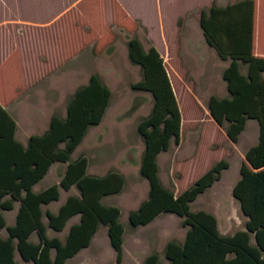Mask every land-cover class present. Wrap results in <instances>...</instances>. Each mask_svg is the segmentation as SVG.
<instances>
[{"label": "trees", "instance_id": "16d2710c", "mask_svg": "<svg viewBox=\"0 0 264 264\" xmlns=\"http://www.w3.org/2000/svg\"><path fill=\"white\" fill-rule=\"evenodd\" d=\"M252 17V1L242 0L223 8L212 5L201 12L199 19L205 44L220 60L229 59L221 74L227 83L228 98L211 97L214 108L209 114L218 127L225 124L224 134L232 143L247 118H256L259 123L264 118V74H258L264 69V59L251 55ZM125 46L128 62L141 72L140 80L130 89L147 93L151 99L148 114L136 125V134L142 142L138 175L147 184L146 198L127 213L128 228L143 227L160 214L178 217L185 233L181 244L175 241L164 244L162 257L167 264H264V161L260 159L264 148L245 155L246 162H240L238 179L230 191L246 219L244 230L221 235L213 215L192 212L189 205L219 180L227 162L217 161L177 195L161 184L156 156L167 151L170 143L178 145V107L180 113L182 109L157 51L151 46L143 50L135 38L129 39ZM236 60L248 63V74L237 73ZM109 99V90L97 75H90L66 101L64 116L51 115L46 130L41 135L29 136L25 146L14 139L15 124L0 108V230L6 233L4 239L0 237V264H15L14 252L22 261L32 264H63L88 247L99 226L105 228L114 253L113 262L106 264L120 262L123 229L118 221L119 210L102 205L100 200L119 194L123 177L114 171L102 176L86 175L85 157L69 160L87 129L101 122ZM54 163L65 164L58 184L32 192V186ZM71 187L77 196H68L55 214L42 211V206L57 201L58 188L68 191ZM14 202L19 204L14 223L5 226L1 213L12 210ZM73 216L78 221L68 227L63 241L46 236V229L61 232ZM31 234L36 243L28 241ZM140 264H158L157 253L148 254Z\"/></svg>", "mask_w": 264, "mask_h": 264}, {"label": "rangeland", "instance_id": "374dc122", "mask_svg": "<svg viewBox=\"0 0 264 264\" xmlns=\"http://www.w3.org/2000/svg\"><path fill=\"white\" fill-rule=\"evenodd\" d=\"M125 1L130 6L131 13L140 16L135 15L133 23L129 19L124 22L118 20V28L125 31L126 39H137L146 50L156 41L153 32L146 30V19H151V16L146 14V0ZM230 1L237 3L242 0ZM250 1L253 3L251 55L253 58L264 59V0ZM71 2L72 0H0V17L6 14L8 20L21 22L44 20L48 15L57 14L63 8L70 7ZM94 2L95 0L85 1L64 17V20H67L69 16L78 14L83 23L93 29L96 28L92 47H89L91 44L86 47V50L91 52L90 57L84 55L80 63L65 62L64 66H68L72 72L70 74H22V78L21 74H5L0 77V87L8 86L12 89L15 87L17 91L23 92L31 89V92L36 94L33 102L39 109L31 112L36 117L35 123L26 119V112L22 106L13 112V115L21 134L38 135L44 127L41 120L50 115L63 116L64 104L70 94L76 87L83 85L90 75H97L99 81L110 92L109 105L101 124L86 134L71 157L73 159L74 155L84 156L89 164V171L90 168L98 170L97 175L102 176L114 171L123 177L124 185L121 193L106 197L101 202L103 205H114L120 213L118 221L124 230L125 257L120 264H134L153 252L159 255V264H167L162 257V248L168 241L177 243L182 241L185 229L180 226V219L171 214L160 215L146 227L135 230L129 229L126 223L127 213L142 200L145 195L144 188L145 192L147 190L146 182L137 172L142 142L136 134V125L148 114L151 99L147 93L130 89L132 84L140 80L141 72L137 66L128 62L121 48L111 47L115 38L114 33H111L113 37L103 35L104 24L107 21L112 22L116 17L119 19V16L116 15L115 10H112L110 15L108 10L98 9ZM179 20L178 24L185 26L184 22ZM59 29H64L62 23ZM30 32L29 29H25L22 39H30ZM166 34H169L172 54L169 59L165 57L162 60L164 68L172 73L167 76L170 85L177 92L182 113L176 101L180 114V146L171 143L168 152L159 154L158 173L161 182L164 187L172 189L176 194L189 187L217 161L221 159L226 161L227 169L221 172L217 182L196 198L190 205V211L201 210L216 215L221 230L226 235L244 230L245 219L239 211L238 204L232 199L230 191L238 179V167L243 161L242 155L245 158L249 151L257 149L261 151V148H264V118L260 119V123L256 118H247L236 142L228 141L223 130L225 124L221 128L218 127L210 117L209 110L214 108L211 97L228 98L227 83L222 80L221 74L229 65V59L220 60L205 44L200 27H197L196 31L167 30ZM161 37L164 41V34L163 36L161 34ZM125 48L126 46L124 47L126 53ZM54 60L52 67L55 66L58 70L59 67L64 69L63 63H59L58 58ZM236 63L238 74L242 76L248 74V63L239 60H236ZM57 69L55 72L59 73ZM258 74H264V69ZM39 99H45L48 105H39ZM53 102L55 103L53 109L45 108L50 107ZM172 157L176 161L174 165L176 171L173 174L175 188L164 162V159ZM260 159L264 161V149ZM58 174L60 173L55 168L46 177L45 182L57 181ZM63 235L62 232L58 237L62 239ZM250 243L252 244L253 241L250 240ZM112 260L113 253L108 245L105 229L100 227L90 247L65 264H103ZM18 264L30 263L18 260Z\"/></svg>", "mask_w": 264, "mask_h": 264}, {"label": "crops", "instance_id": "0c3cea01", "mask_svg": "<svg viewBox=\"0 0 264 264\" xmlns=\"http://www.w3.org/2000/svg\"><path fill=\"white\" fill-rule=\"evenodd\" d=\"M85 1L90 2V0H72V2L70 4L71 8L70 7L63 8L62 11H60L59 13L48 15L44 20L38 19V20H32L31 22H21V21L8 20V18L6 17V14L1 16L0 17V77L5 76V74H21L20 75L21 78H22V74H70L72 72L69 70L68 66H64L65 62H68V63L78 62V63H80V62H82L84 55L86 57H90L91 52H90V50L87 51L86 47H88L89 44H91V45H89V47L90 48L92 47V43L96 37V35H95L96 28L93 29L91 26L87 25L86 23H83L82 20L79 19L78 14L76 16H73V17L69 16V19L64 20V17L68 13H71V10L77 9ZM232 3H234V2H231L230 0H146V14H149L151 16L150 20L146 19V30L148 32H153V35L156 37V39H155L156 41L155 42L152 41V42H154V44L152 43V44H150V46L153 47L157 51V53L159 54V56L162 59H165V57L169 59L170 55L172 54V48H171V46H170L171 44L169 42V34L168 35L166 34L167 30H169L170 32H173L174 30L175 31H179V30H185V31L194 30V31H196V28L199 27V19H200L201 12H205L206 10H208L212 6V4L216 7H224V6L230 5ZM94 4L98 9H100L102 11L108 10V12H110L109 13L110 15H112L111 14L112 10H115L116 15L119 16V19H117V17H116V19H113V21L110 20L113 23L107 21L104 24V29H103L104 34L103 35H104V37H108V36H112L111 33H114L115 38L111 44V47H114L115 49H116V47L121 48L122 53L126 57L124 47H125L126 42L129 40V38L126 39L125 38L126 37L125 31L118 28V24H119L118 20H121L124 22V21L129 19L131 21V23H133L135 15L136 16H140V15L131 13L130 6H128V4L125 0H95ZM255 8H256V2H255ZM103 13H105V12H103ZM101 15H102V13H101ZM143 15H145V14H143ZM179 19H181L184 22L183 24H185V26H180L178 24V22L180 21ZM60 23L63 24L64 29H59ZM142 24L145 25L143 21H142ZM66 25H67V27H66ZM25 29H29L31 31L30 32L31 33L30 39H26V40L22 39L23 31ZM60 31L62 32V34H60ZM98 32H100V31H97V33ZM161 34H162V36L164 34V41L162 40ZM158 35H159V37H158ZM151 36H150V39L152 40ZM157 48H159L160 50H158ZM114 52H115V50H114ZM56 58H58L59 63H63L64 69L63 68L60 69L61 67H59V70H58L55 66L52 67L51 64H53V62L55 61L54 59H56ZM56 69L59 71V73L55 72ZM165 70H166V74H169V73L172 74L171 72H168L167 69H165ZM16 78H18V77H16ZM28 78H29V76H28ZM171 88H172V86H171ZM71 94H70V96H71ZM35 95H36L35 93L33 94L31 92V89L23 92V91H17L15 87H14V89H12L8 86H7V88L0 87V108L3 109L8 114V116L12 119V121L14 122V124H15L14 139L18 143H20L22 146L26 145V141H27L28 137L33 135L34 133L21 134L18 130L17 122H16V119L13 115V112H15L18 108H20L22 106L26 112V114H25L26 119L29 121L31 120L35 123L36 117L34 116L33 113H31L32 111L39 109V107H36L34 105V102H33L34 101L33 97ZM69 97H68V99H69ZM65 104H66V102H65ZM65 104H64V108H65ZM39 105L45 106L48 104H46L45 99H39ZM54 105H55V103L53 102L50 107L48 106L45 108L50 110V109H53ZM108 105H109V103H108ZM107 108H108V106H107ZM107 108H106L105 112L107 111ZM105 112H104V114H105ZM50 116L46 119L43 118L41 120V124L44 127H43V130L38 133V135H41L46 130ZM63 116H61V118ZM102 120H103V117H102ZM102 120H101V122H102ZM101 122L95 127L88 128L86 131V134L91 129L97 128L101 124ZM86 134H85V136H86ZM85 136L83 137V139L85 138ZM83 139L81 140V142L83 141ZM81 142L79 143V145L76 146V148L73 150V152L74 151L76 152V150L80 146ZM170 145H171V143L169 144V147H170ZM179 146H180V142L178 143L177 147H179ZM169 147H168V150H169ZM168 150L165 152H168ZM72 153L70 154V158H69L70 161H74L78 157L82 156V155H74V158L72 159V157H71ZM159 154L156 156V166H157V175H158V178L161 182V179H160V176L158 173V170H159V165H158ZM242 159H243V161H245V158L243 157V155H242ZM164 162L166 163V166L168 168V176L172 179V184H173V187L175 188V185H174L175 181H173L174 180L173 174L176 171L174 168L176 161L172 157L170 159L169 158L164 159ZM138 166H139V161H138ZM138 166H137V172H138ZM55 168H56V171L58 173H60V174H58L59 175L58 180L51 182V183H47V181L45 182L46 177ZM64 168H65V164H61V163L52 164L49 167L45 176L40 181H38L36 184H34L32 186V188H31L32 192L37 193L41 190L46 189L49 186L57 185L60 177L63 174ZM97 172H98V170H94V169L91 170V168L89 171V164L87 162L85 174L90 175V176H101V175H97ZM40 183H42V185H40ZM161 184H162V182H161ZM71 190H73L74 192H71ZM121 191H120V193H121ZM146 192H147V190H146ZM146 192H145V188H144V194L145 195L142 198V200H140L137 203V205H135V208L133 210H135L137 208V206L139 205L140 202L145 200ZM179 193L180 192H177L174 195H177ZM68 196H77V192L75 191V189L73 187H71L68 191H62L60 188H58V199H57V201L51 202L45 206H42L41 207L42 211L47 210L50 213L55 214L57 209L59 208V206H61L63 204V202L65 201V199ZM108 197H110V196H108ZM104 198H106V197H104ZM104 198H102L100 200V203L102 202V200ZM192 203H190V205ZM18 205L19 204L17 202H14L12 210L4 211L1 213V215L4 219L5 226H12L13 225L14 217H15V213H16ZM190 205H189V208H190ZM104 206L114 207V205H104ZM133 210H131V211H133ZM197 211H201V210H197ZM209 214L214 216V218L216 220L217 230L221 235L230 236L234 233L233 232L229 235H226L225 232H223L221 230L220 222L218 221L216 215H214L212 213H209ZM160 215H169V214H160ZM160 215H158L157 217H159ZM119 216H120V213H119ZM157 217H155L151 222H153ZM77 221H78V217L73 216L70 219H68V221L66 222V224H65V226L61 232L55 233L49 229H46L45 234L48 238L57 237L60 241H63L68 227L72 224L77 223ZM245 221H246V219H245ZM42 222L44 224L46 222V219L44 217L42 218ZM149 224H147V225H149ZM147 225H145L143 227H137L135 229L144 228ZM100 227H102V226H99L98 229ZM98 229L96 230V232L98 231ZM122 229H123V227H122ZM135 229H131V230H135ZM237 231H243V229L237 230ZM62 232L64 233V235H63V238L60 239L58 237V234H60ZM96 232L94 233L93 237L91 238L88 247H90ZM48 233H51V235ZM123 233H124V230L122 232L121 259H120V262L117 264H120L122 262V260L125 258L124 257V249H123V235H124ZM0 237L2 239H4L6 237V233H5L4 229L0 230ZM28 241L31 243H36V238H35L34 234H31L29 236ZM182 241H183V239H182ZM182 241L179 244H181ZM88 247L81 249L76 255H74L70 259H74L79 253H81L84 250H87ZM112 253H113V251H112ZM145 256H147V255H145ZM159 258L160 257L158 255V264H159ZM227 258L228 259L231 258V255H228ZM13 259H14L15 264H18V260H21L18 257L16 252H14ZM70 259H66L63 264H65V262L69 261ZM113 259H114V253H113ZM142 259L139 262H136L134 264H140ZM22 262H25V261H22ZM112 262H113V260H112ZM25 263H28V262H25ZM29 263L32 264L31 262H29ZM106 263H108V262H106ZM106 263H103V264H106ZM92 264H96V263H92Z\"/></svg>", "mask_w": 264, "mask_h": 264}]
</instances>
